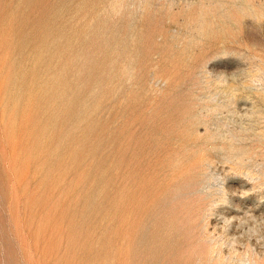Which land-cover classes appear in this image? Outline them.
I'll return each instance as SVG.
<instances>
[{"label":"rangeland","instance_id":"1","mask_svg":"<svg viewBox=\"0 0 264 264\" xmlns=\"http://www.w3.org/2000/svg\"><path fill=\"white\" fill-rule=\"evenodd\" d=\"M131 1L0 0V264H264V0Z\"/></svg>","mask_w":264,"mask_h":264},{"label":"bare ground","instance_id":"2","mask_svg":"<svg viewBox=\"0 0 264 264\" xmlns=\"http://www.w3.org/2000/svg\"><path fill=\"white\" fill-rule=\"evenodd\" d=\"M113 3H116L117 5H120V7H125V8H129L131 6V4L133 3V1L131 0H112ZM83 2L86 4V0H83ZM107 0H87V4L86 6L88 7V9H91L94 6H97L99 3H106ZM112 4V3H111ZM89 5H91L89 7ZM113 5V4H112ZM114 7V5H113ZM178 248V247H176ZM190 250V245L189 244H185L180 246L179 252L178 254L180 255L179 260L177 261L180 264H194V256L192 254V250L189 253ZM177 254V252H176ZM178 256V255H177Z\"/></svg>","mask_w":264,"mask_h":264}]
</instances>
